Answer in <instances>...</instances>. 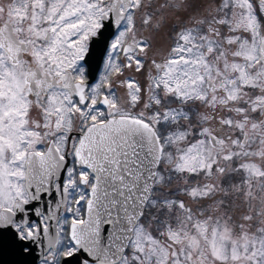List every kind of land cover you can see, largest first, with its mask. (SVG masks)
Returning a JSON list of instances; mask_svg holds the SVG:
<instances>
[{"label":"snow or ice","instance_id":"snow-or-ice-1","mask_svg":"<svg viewBox=\"0 0 264 264\" xmlns=\"http://www.w3.org/2000/svg\"><path fill=\"white\" fill-rule=\"evenodd\" d=\"M5 245L264 264V0H0Z\"/></svg>","mask_w":264,"mask_h":264},{"label":"water","instance_id":"water-1","mask_svg":"<svg viewBox=\"0 0 264 264\" xmlns=\"http://www.w3.org/2000/svg\"><path fill=\"white\" fill-rule=\"evenodd\" d=\"M36 255H39V253H36ZM37 262L38 260L35 261V264ZM0 264H32V259L19 256L11 246L5 245L3 249H0Z\"/></svg>","mask_w":264,"mask_h":264},{"label":"flooded vegetation","instance_id":"flooded-vegetation-1","mask_svg":"<svg viewBox=\"0 0 264 264\" xmlns=\"http://www.w3.org/2000/svg\"><path fill=\"white\" fill-rule=\"evenodd\" d=\"M126 75H134V76H135L136 74H135V73H131V72H130V73H126ZM138 78H139V79H141V80L143 79L142 77H138ZM10 251H11V250H10ZM6 259L8 260V259H9V257H8V258H6ZM10 260H11V259H10ZM38 263H39V262H37V264H38Z\"/></svg>","mask_w":264,"mask_h":264},{"label":"rangeland","instance_id":"rangeland-1","mask_svg":"<svg viewBox=\"0 0 264 264\" xmlns=\"http://www.w3.org/2000/svg\"><path fill=\"white\" fill-rule=\"evenodd\" d=\"M39 264V263H38Z\"/></svg>","mask_w":264,"mask_h":264}]
</instances>
